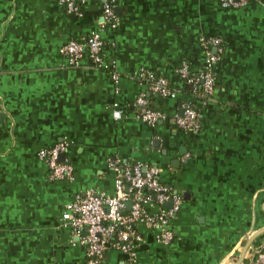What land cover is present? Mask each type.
Here are the masks:
<instances>
[{
	"label": "crops",
	"instance_id": "obj_1",
	"mask_svg": "<svg viewBox=\"0 0 264 264\" xmlns=\"http://www.w3.org/2000/svg\"><path fill=\"white\" fill-rule=\"evenodd\" d=\"M105 1L78 0L76 16L58 0H0V264H84L85 248L60 216L78 194L114 195L108 160L154 166L182 197L171 243L137 225L131 264H246L264 245V0L234 10L218 0H110L116 27L101 28ZM92 32L116 63L117 87L87 58L70 67L58 53ZM209 37L223 42L212 92L204 101L179 94L178 67L186 62L199 74ZM140 69L178 94L154 99L165 116L154 126L135 105L148 95ZM179 101L197 110V132L176 128ZM59 142L74 168L70 182L50 181L38 157ZM103 264L129 262L108 250Z\"/></svg>",
	"mask_w": 264,
	"mask_h": 264
},
{
	"label": "built area",
	"instance_id": "obj_2",
	"mask_svg": "<svg viewBox=\"0 0 264 264\" xmlns=\"http://www.w3.org/2000/svg\"><path fill=\"white\" fill-rule=\"evenodd\" d=\"M224 9H238L249 0H218ZM70 14L79 16L78 0H58ZM101 28H115L117 18L113 2L106 0L102 5ZM222 39L218 37L202 38L201 45L205 52V66L197 77H192L186 62L177 69L185 84L202 83V90L208 96L214 88L212 67L221 59ZM104 41L99 32H92L80 40H69L59 50L70 67H79L81 61L87 58L96 69H103L111 74L112 82L117 87L120 76L116 72V63L108 60L103 54ZM150 78V73L140 69L136 79L144 81ZM145 84V83H144ZM155 98L177 97V91L166 87L164 78L156 79L152 84H145ZM135 105L141 110L142 122L154 126L165 118L158 110L147 109L148 100L142 93L135 99ZM181 114L174 117L177 129L187 132H197L200 128L197 110L189 101L181 104ZM114 119L122 118L120 110L112 112ZM67 144L55 143L48 149H42L38 157L47 167V177L50 181H72L74 168L60 155L65 156ZM107 167L114 174V195L105 196L95 191H86L75 196L67 204L60 216V223L68 228L76 241L84 246V264H103V256L108 250H118L126 255L129 264L136 258V247L140 241L136 226L148 224L157 230L156 242L168 245L173 239L169 228L170 219L175 216L182 204V197L163 184L159 179V169L143 162L131 164L119 163L118 160H108ZM127 189V190H126ZM130 208L127 209L126 204ZM169 203L170 207H166ZM155 207L156 211H150ZM256 246V247H255ZM251 249L249 264H264V245L257 244Z\"/></svg>",
	"mask_w": 264,
	"mask_h": 264
},
{
	"label": "trees",
	"instance_id": "obj_3",
	"mask_svg": "<svg viewBox=\"0 0 264 264\" xmlns=\"http://www.w3.org/2000/svg\"><path fill=\"white\" fill-rule=\"evenodd\" d=\"M222 47H223V43H222ZM181 67V65L178 67V69ZM192 74V73H191ZM198 76V73H194L192 74V77H197ZM158 78H164L163 76H159V75H154V74H150V78H148L147 80H144V81H140L139 79H137L139 82L141 83H145L147 85H150L152 84L156 79ZM165 79V78H164ZM166 80V79H165ZM166 87L169 89V90H173L169 83L166 81ZM147 100H148V105L146 106L147 109H151V110H155L156 108L153 106V102H154V95L147 90ZM179 94L181 95H186V96H189L191 98H196L198 100H206L207 99V96L206 94L203 92L202 90V83L199 81L197 82L196 84H185V87L182 91L179 92ZM180 102V101H179ZM181 104V102L179 103ZM138 114L141 115L142 112L140 109H138ZM256 247V246H255ZM246 264H249V260H247Z\"/></svg>",
	"mask_w": 264,
	"mask_h": 264
},
{
	"label": "water",
	"instance_id": "obj_4",
	"mask_svg": "<svg viewBox=\"0 0 264 264\" xmlns=\"http://www.w3.org/2000/svg\"><path fill=\"white\" fill-rule=\"evenodd\" d=\"M181 113H182V111L179 112V114H181ZM64 157H65L64 155H60L59 158H58L59 162H62L63 159H64ZM126 190H127V189H126ZM126 206H127V209L130 208L129 203H127ZM166 206H167V207H170V204L167 203ZM253 238H254V237H253ZM253 238L251 239V241L253 240ZM251 241H250V242H251ZM250 242H248V244H249Z\"/></svg>",
	"mask_w": 264,
	"mask_h": 264
}]
</instances>
